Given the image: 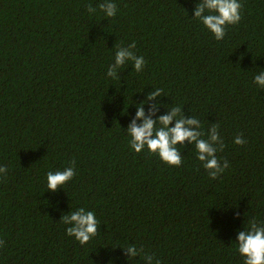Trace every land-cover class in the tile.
<instances>
[{
  "label": "trees",
  "instance_id": "trees-1",
  "mask_svg": "<svg viewBox=\"0 0 264 264\" xmlns=\"http://www.w3.org/2000/svg\"><path fill=\"white\" fill-rule=\"evenodd\" d=\"M109 2L115 17L99 9ZM199 2L0 0V264H243L238 231L264 223V0H239L222 40L194 19ZM133 42L143 70L127 61L109 77ZM157 88L154 119L179 106L209 140L218 124L229 167L217 179L187 141L179 167L130 148L136 106ZM72 161L74 178L48 190ZM81 207L99 222L85 245L62 222Z\"/></svg>",
  "mask_w": 264,
  "mask_h": 264
},
{
  "label": "clouds",
  "instance_id": "clouds-1",
  "mask_svg": "<svg viewBox=\"0 0 264 264\" xmlns=\"http://www.w3.org/2000/svg\"><path fill=\"white\" fill-rule=\"evenodd\" d=\"M242 4L239 0H200L195 6L194 19H199L202 24L214 35L216 40H222L226 35V26L238 24L241 20ZM99 9L109 18L115 17L117 5L115 3H101ZM89 13L96 11L91 5L87 8ZM136 44L133 42L130 47H117L114 57V63L109 68L107 75L117 78L118 69L127 61L133 63L137 72L143 70L145 60L143 56H137L133 49ZM254 82L261 88H264V74L255 75ZM163 89L157 88L150 93L146 100L138 104L135 119L127 128L130 137L129 146L136 153L142 152L145 147L150 153L158 157L170 166L179 167L182 164V155L178 145H184L187 141L195 145L197 159L202 162V166L208 172L211 179H217L229 167L227 160L221 165L217 156L218 151H223L225 145L221 136L218 134V124L211 126V137L204 139V133L201 132V123L196 118L185 119L179 106L171 107L167 115H161L157 119L153 117L156 111L164 105L157 103L152 106L149 113L145 112V105L149 101L161 97ZM142 123L137 124V121ZM175 120V125L172 126ZM234 144L243 146L247 141L243 135L235 137ZM7 167H0V174L6 177ZM75 161L71 166L63 170L47 173V188L53 192L57 191L62 185L74 178ZM62 222L69 225L66 229L68 236L75 237L81 244H87L98 233V220L94 211L86 210L81 207L76 211L64 215ZM238 252L244 257L243 264H264V223L258 224L255 219L249 221L248 227L243 231H238ZM5 246V242L0 240V248ZM138 248L130 244L125 248V253L129 258L141 255ZM142 259L151 260L152 264H161L153 255L144 254Z\"/></svg>",
  "mask_w": 264,
  "mask_h": 264
}]
</instances>
